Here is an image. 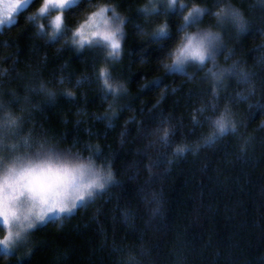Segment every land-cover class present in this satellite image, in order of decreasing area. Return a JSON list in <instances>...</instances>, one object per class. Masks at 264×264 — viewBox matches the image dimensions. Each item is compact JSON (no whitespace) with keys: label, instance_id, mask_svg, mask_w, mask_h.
Here are the masks:
<instances>
[{"label":"clouds","instance_id":"obj_1","mask_svg":"<svg viewBox=\"0 0 264 264\" xmlns=\"http://www.w3.org/2000/svg\"><path fill=\"white\" fill-rule=\"evenodd\" d=\"M121 3L0 0V264H34L43 230L74 220L95 225L90 264H190L178 239L162 253L149 233L166 219L175 166L205 168L228 147L226 164L246 162L264 149V0ZM20 26L31 29L24 58ZM170 36L151 61L147 48ZM157 82L149 103L140 93ZM73 251L54 246L49 264ZM230 264H264V244Z\"/></svg>","mask_w":264,"mask_h":264},{"label":"trees","instance_id":"obj_2","mask_svg":"<svg viewBox=\"0 0 264 264\" xmlns=\"http://www.w3.org/2000/svg\"><path fill=\"white\" fill-rule=\"evenodd\" d=\"M121 7H132V0H122ZM130 15L133 20L141 19L134 11ZM169 21L175 25L171 15ZM30 31V27L24 26L13 30L14 43L19 44L22 58L29 54V45L32 43ZM133 31L130 24L129 43L135 52L142 45L132 36ZM173 36L160 45L152 44L147 48L145 54L149 55L151 61L162 55ZM248 40L249 37H245V42ZM37 45L40 50L47 48L49 66H55L59 58L53 57L51 45L45 46L39 41ZM67 54L66 51L62 56ZM72 62L78 69V58L73 56ZM154 68V64H149L146 69L136 71L132 75V87L135 88L142 73L150 75ZM159 83L140 95L150 103ZM187 99L184 98L182 103ZM171 100L172 97H169L166 106ZM61 106H67V102L61 100ZM225 150L231 149L228 147L212 154L205 168L200 167L199 161L191 160L181 161L175 166L167 184L166 219L149 229L153 243L162 253H167L169 245L178 239L187 250L190 264H230V257L239 259L241 255H251L257 244H264V149L258 147L254 159L235 161L232 164L224 162ZM94 228V224L84 228L82 221L74 220L60 233L53 232L50 227L43 230L42 234L48 244L36 254L34 264H49L53 247L69 244L74 251L68 264H90L89 247L96 240Z\"/></svg>","mask_w":264,"mask_h":264}]
</instances>
